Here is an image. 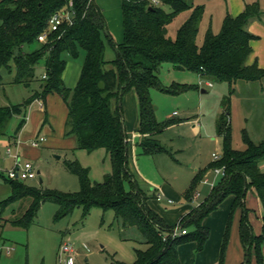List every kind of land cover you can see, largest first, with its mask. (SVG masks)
I'll list each match as a JSON object with an SVG mask.
<instances>
[{"label": "trees", "instance_id": "trees-1", "mask_svg": "<svg viewBox=\"0 0 264 264\" xmlns=\"http://www.w3.org/2000/svg\"><path fill=\"white\" fill-rule=\"evenodd\" d=\"M158 1L122 0L124 41L116 43L106 31L107 22L96 0H0V83L2 69L11 72L14 67L13 83L25 86L35 80L36 66L41 62L46 74L39 81V89L24 101L0 106V136L7 133L13 118L23 114L34 100H45L48 94L58 93L69 108L66 135H74L77 147L90 153L105 149L112 164V171L104 181L93 182L89 170L78 160H67L66 166L80 179L81 189L77 193L33 187L1 175L12 188L6 203L33 197L26 212L11 222L29 226L48 200L58 204V218L70 214L77 206L83 208L84 216L94 207L112 209L125 226H135L140 231L143 243L147 245L146 249H136V260L132 264H182L178 247L188 241H197L198 248L202 249L210 235L204 219L226 198L234 196L219 264L225 263L230 224L238 207L242 210L240 236L246 250V258L241 264H252V250L255 251L256 264H264V142L255 144L246 135V147L235 149L230 122L223 113L218 133L224 139V155L208 169L225 167L226 174L212 188L206 201L185 214L177 224L170 225L148 204L149 197L136 185L129 165L127 132L119 106L120 90L123 95L134 88L141 108L140 132L149 134L143 137L140 146L147 153L166 151L153 138L154 133L163 131L168 125L156 120L150 90L158 87L165 92L182 93L190 87L177 84L172 89L163 88L160 78L162 64L170 62L176 69H189L203 79L229 84L242 78L255 80L264 77V67L257 61L247 63L253 51L251 42L259 38L248 29L250 20L260 16L259 1L247 3L236 16L228 13L218 33L209 27L202 44L197 42V37L205 5H196L189 0ZM166 6L171 10L167 11ZM67 11L72 12L73 23L66 20L59 30L50 31L51 16ZM186 12L188 16L175 35H170L169 26ZM44 32L48 34L47 40L41 42L38 37ZM105 35L116 51V57L111 61L105 57ZM31 45L35 47L24 50ZM82 49L85 58L81 76L74 88L67 87L62 78L67 57H78ZM226 112L229 114L228 110ZM23 124L21 120L17 131ZM208 169L196 174L185 193L187 199L194 197L196 184ZM126 181L132 184L131 189L126 188ZM250 189L263 206L259 234L254 232L249 220L251 210L246 205V196ZM177 225L186 232L174 237L172 232Z\"/></svg>", "mask_w": 264, "mask_h": 264}, {"label": "rangeland", "instance_id": "rangeland-1", "mask_svg": "<svg viewBox=\"0 0 264 264\" xmlns=\"http://www.w3.org/2000/svg\"><path fill=\"white\" fill-rule=\"evenodd\" d=\"M189 1L196 5H205L197 37L199 44L203 43L209 27L214 33H218L226 15L236 9V0ZM243 1L244 4L255 1H259L260 4V16L253 17L248 27L253 21L258 22L262 38L257 35L260 38L254 39L253 51L247 62L257 61L264 66V0ZM165 9L171 10L168 6ZM187 15V12L181 14L169 26L170 35H175ZM34 47L35 45L26 46L24 50L30 51ZM112 49L107 44L105 56L107 60L116 57ZM254 52L255 55L252 56ZM84 58L83 49L78 57L68 56L67 75L73 67L78 68L83 64ZM1 72L3 78L0 83V106L22 102L39 89V81L45 74V66L43 62L36 66L35 80L29 86L9 82L15 76L14 67L11 72L6 69H2ZM68 76L67 85L73 83L70 75ZM160 78L161 86L165 89H172L177 84L190 87L182 93L165 92L158 87L150 90L156 120L168 126L175 123L153 134V138L158 140L167 149L166 151L145 152L140 146L143 141L142 133L140 130H131L136 122L134 117L136 115L139 117L140 114V104L137 102L139 100L134 88L123 93L122 109L127 115L128 159L130 167L135 170L136 185L146 193L150 203L158 205L173 222L176 220L178 209L183 208L184 205L198 207L206 201L211 192V183L207 184L203 178L196 184V192L199 195H194L192 199H187L185 196L196 174L208 169L215 161L213 154L216 153L220 157L224 155V139L218 133V125L223 113H225L224 118L230 122L232 144L235 149L243 150L246 147V135L255 144L264 142V77L255 80L242 78L232 84L212 80V86H209L207 84L209 80L201 78L196 72L176 69L170 62H164L161 66ZM231 89L233 92H230ZM47 97L49 99L61 96L50 93ZM174 111L177 113L174 114ZM40 117H43L42 124L49 120L47 114L46 116L41 114ZM18 121V117H14L10 129L14 130ZM36 122V119L33 120L29 127L32 128ZM47 127V125L39 127L48 137L45 144L39 149L25 146V151H21V160H32L37 171L35 178L19 179L21 182L51 191L77 193L81 189L80 179L66 166L67 160H78L89 170L91 181H104L106 175L112 171L111 159L105 149L90 153L78 148L76 137L68 136L66 133L62 137L63 141L53 142L51 134L46 131ZM10 147L16 152V145ZM6 148L8 147L0 145V264H117V262L132 264L135 262L136 249H145L147 245L143 243L144 239L140 231L135 226H125L123 220L118 218L112 209L103 210L94 207L84 216L83 208L77 206L70 214L58 218V204L48 200L42 204L34 222L29 226L14 225L11 220L26 212L33 197L27 196L15 202H5L12 194V188L1 175L8 177V170L15 164V158L5 154ZM211 180L217 181L213 175ZM125 186L127 189L132 188V184L128 181L125 182ZM159 192L165 194V200L160 203L155 200ZM170 198L173 200L171 204L167 202ZM247 198L249 202H246V205L251 210L249 220L254 232L255 230L258 232L263 206L257 198L250 195ZM64 244H71L75 249L73 263H67L59 257ZM63 257L67 258L68 255ZM250 258L252 264H256L254 250Z\"/></svg>", "mask_w": 264, "mask_h": 264}, {"label": "crops", "instance_id": "crops-1", "mask_svg": "<svg viewBox=\"0 0 264 264\" xmlns=\"http://www.w3.org/2000/svg\"><path fill=\"white\" fill-rule=\"evenodd\" d=\"M97 5L100 7L102 10L104 17L107 22V32L112 36L114 41L116 43H122L124 41V25H123V15H122V0H96ZM236 9L231 12L232 16H236L239 13H241L246 5L244 4L243 0H236L235 1ZM230 14V13H229ZM188 16V15H187ZM185 20V19H184ZM259 23L256 21H253L252 24L248 27V29L256 35L261 36V30L259 29ZM260 38V37H259ZM262 38V36H261ZM104 40L106 42V45L108 44L111 48L112 46L109 43L108 37L105 35ZM254 41V40H253ZM253 41L251 42V45L253 44ZM254 44L252 45V47ZM107 50V49H106ZM113 52L115 49H112ZM116 55V54H115ZM255 55V52L253 53L252 56ZM115 58V57H114ZM109 59L108 61L113 60ZM248 64H251L252 62H247ZM259 64V63H258ZM259 66L264 67L262 64H259ZM82 67L83 64H81L78 68L73 67L71 71H68V75H70V80L71 82L73 81L72 84H66V81L68 79L67 75V69H68V62L66 65V68L63 72V81L67 87L74 88L81 76L82 72ZM16 73V72H15ZM14 77L12 80H10V83H13ZM211 82L208 81L207 84ZM212 83V82H211ZM212 86V85H209ZM205 92V90H203ZM33 93V92H32ZM31 93V94H32ZM30 94V95H31ZM58 94V93H55ZM137 94V92H136ZM29 95V96H30ZM60 95V94H59ZM48 96V95H47ZM46 96L45 100L43 99H36L34 100L31 104L28 105L27 109L24 111L23 114L17 115L15 117H18L19 121L16 124V128L14 130L8 128V131L5 135L0 136V145H5L7 147L16 145L17 150L19 151V156H20V161L21 160V151H25V146H30L27 144L28 141L37 138L39 136H44L45 140L40 143L38 147H34L35 149H39L43 144H45L48 140V137L46 136L45 132H42V129H39V127H44L47 125L48 127L46 128V131L49 132L52 136L51 140L53 142L55 141H63L62 137L65 136V130H66V121L69 113V108L66 102H64V99L61 97H48ZM59 98V99H57ZM63 99V101L61 99ZM138 98V94H137ZM139 100V98H138ZM138 104H140V101ZM20 103V102H19ZM137 105V104H135ZM123 110L124 113V123L126 127V132L128 133V125H126V120H127V115L125 114V110ZM137 110V109H136ZM138 112V110H137ZM140 114L139 117L136 115V112L134 113L136 115L135 120V125L131 128L133 131L140 130L141 126V108H140ZM176 111H174V114ZM45 115L47 114L48 116V122L45 121V123H41L43 120V117H40V115ZM131 115L132 113H128ZM38 118V120H37ZM34 126L32 128L29 127V124L32 123V121H35ZM24 121V124L22 127L17 131V127L19 123ZM128 122V121H127ZM40 123V124H39ZM174 124H171L170 126H173ZM168 126V127H170ZM149 134H141L142 137L148 136ZM70 142V141H69ZM73 143V141H71ZM24 145V147H23ZM134 147V146H133ZM5 154H9L7 152V148L4 151ZM1 155V151H0ZM11 155V154H9ZM13 156V155H11ZM14 157V156H13ZM15 158V157H14ZM17 159H15L16 162ZM14 162V163H15ZM15 165V164H14ZM262 168L264 169V162L262 163ZM131 171L133 172L134 176V169ZM8 173V172H7ZM39 173V172H38ZM213 175L214 178L217 179V181L214 182V180H211V176ZM224 175L222 174H216L212 172V168H209L204 174L202 179L204 180L207 178V184L210 182L212 185V188L221 180V178ZM219 178V179H218ZM212 190V189H211ZM167 191V189H165ZM12 192V190H11ZM248 195L257 198V200L260 201V199L257 197V195L254 193L253 189H250L247 193ZM158 195H162V199H158ZM247 195V196H248ZM246 196V202H249L248 198ZM171 199V198H170ZM155 200L156 202L160 203L165 200V194L164 192H159L156 195ZM168 203L169 199L167 200ZM234 202V196H229L226 198L220 205L219 207L214 210L209 216H207L204 219V224L210 229V235L209 238L207 239L205 246L202 249L198 248V242L197 241H188L183 244H181L178 247V253L180 260L182 264H219L220 261V256H221V248L222 244L224 242V237L226 233V229L228 226V221L232 209V205ZM148 204L164 219V221L170 225H175L177 224L180 219L190 211H192L196 207H192L190 205H184L183 208L178 209V214L176 215V220L173 222L169 220L168 215L166 212H164L161 208L158 207V205H154L150 203V200L148 199ZM199 206V205H198ZM250 209V208H249ZM242 216V210L241 208H237L234 218H232L231 221V228H230V233H229V238H228V244L226 247V252H225V263L224 264H241L245 258H246V250L245 247L242 243L241 236H240V220ZM21 217V216H20ZM262 229V220H261V225L260 228H258V232L260 233ZM147 248V246H146ZM145 248V249H146ZM65 262L67 263H73L74 262V253L68 255L67 258H65Z\"/></svg>", "mask_w": 264, "mask_h": 264}, {"label": "built area", "instance_id": "built-area-1", "mask_svg": "<svg viewBox=\"0 0 264 264\" xmlns=\"http://www.w3.org/2000/svg\"><path fill=\"white\" fill-rule=\"evenodd\" d=\"M153 2L158 3L159 1L153 0ZM66 20L69 21L70 23H73V14L71 11L53 14L49 20V23H48L50 31L59 30L62 23ZM47 36H48L47 32H44L38 37V39H39V41L44 42L47 40ZM43 76L46 77V74H44ZM208 85H212V83L209 82ZM44 140H45L44 136H39L37 138H34V139L28 141L27 144L32 146V147H38L40 145V143L43 142ZM7 152L9 154L13 155L15 157V159H17L15 162V165L11 169L8 170V177L13 178V179L27 180V179L35 178L37 176V171H36L34 162L32 160L20 161L19 160L20 159L19 151L14 152L11 147L7 148ZM213 157H214V160H218L221 158L216 153L213 154ZM212 172H214L216 174L225 175L226 169H225V167H214V168H212ZM205 181H208L207 178L205 179ZM198 195H199V193L196 192L195 196H198ZM162 198H163L162 195H158L159 200H161ZM169 202H173V200L169 199ZM185 232H186V230H181L179 225H177L174 228L172 235L175 237L176 235H179V234L185 233ZM74 252H75V249L71 244H64L61 247L59 257L63 261H65L66 259L63 257V255H66V254L70 255V254H73Z\"/></svg>", "mask_w": 264, "mask_h": 264}, {"label": "water", "instance_id": "water-1", "mask_svg": "<svg viewBox=\"0 0 264 264\" xmlns=\"http://www.w3.org/2000/svg\"><path fill=\"white\" fill-rule=\"evenodd\" d=\"M107 31V29H106ZM119 106H120V114H121V117L124 118V113H123V110H122V90H120V94H119ZM248 252V251H247ZM248 259V257H247Z\"/></svg>", "mask_w": 264, "mask_h": 264}]
</instances>
